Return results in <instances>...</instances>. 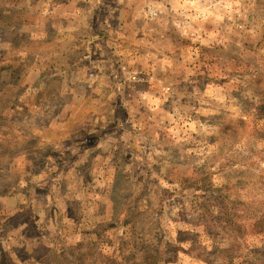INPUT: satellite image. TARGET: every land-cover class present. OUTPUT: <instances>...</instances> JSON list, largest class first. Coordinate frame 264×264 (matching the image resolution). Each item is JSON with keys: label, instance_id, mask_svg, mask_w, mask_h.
Listing matches in <instances>:
<instances>
[{"label": "rangeland", "instance_id": "1", "mask_svg": "<svg viewBox=\"0 0 264 264\" xmlns=\"http://www.w3.org/2000/svg\"><path fill=\"white\" fill-rule=\"evenodd\" d=\"M0 264H264V0H0Z\"/></svg>", "mask_w": 264, "mask_h": 264}]
</instances>
